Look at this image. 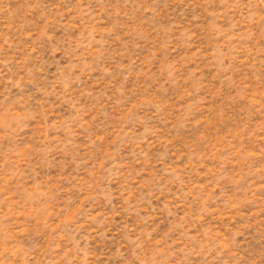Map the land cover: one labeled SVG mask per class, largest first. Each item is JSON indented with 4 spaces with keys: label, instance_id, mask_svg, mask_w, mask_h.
<instances>
[{
    "label": "rangeland",
    "instance_id": "374dc122",
    "mask_svg": "<svg viewBox=\"0 0 264 264\" xmlns=\"http://www.w3.org/2000/svg\"><path fill=\"white\" fill-rule=\"evenodd\" d=\"M0 264H264V0H0Z\"/></svg>",
    "mask_w": 264,
    "mask_h": 264
}]
</instances>
